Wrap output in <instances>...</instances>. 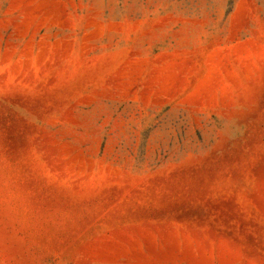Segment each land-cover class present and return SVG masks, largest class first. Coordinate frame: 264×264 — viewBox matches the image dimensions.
<instances>
[{"label":"rangeland","instance_id":"obj_1","mask_svg":"<svg viewBox=\"0 0 264 264\" xmlns=\"http://www.w3.org/2000/svg\"><path fill=\"white\" fill-rule=\"evenodd\" d=\"M0 264H264V0H0Z\"/></svg>","mask_w":264,"mask_h":264}]
</instances>
